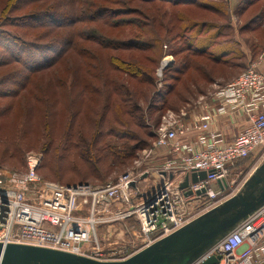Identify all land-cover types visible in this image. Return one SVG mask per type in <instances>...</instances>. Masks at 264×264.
Instances as JSON below:
<instances>
[{
	"label": "built area",
	"instance_id": "1",
	"mask_svg": "<svg viewBox=\"0 0 264 264\" xmlns=\"http://www.w3.org/2000/svg\"><path fill=\"white\" fill-rule=\"evenodd\" d=\"M168 61V56L162 59L158 76ZM157 84L160 87L162 83L159 80ZM211 98L216 103L213 109L205 98L197 100L204 109L202 114L181 108L161 115L154 148L144 150L145 156L166 150L154 168L130 169L100 185H64L41 178L36 172L41 159L38 153L27 154L24 171L1 169L0 242L107 260L95 227L132 217L139 232L131 251L117 258L122 259L227 198L226 189H220L217 181L226 180L229 168L250 155L264 158V51L237 77L218 86ZM239 114L245 122L231 140L226 141L223 132L212 128L218 116ZM199 170L206 172L204 179L179 187L182 176ZM201 189L204 191L198 193ZM211 257H218L216 264H264V204L191 264H202Z\"/></svg>",
	"mask_w": 264,
	"mask_h": 264
},
{
	"label": "trees",
	"instance_id": "2",
	"mask_svg": "<svg viewBox=\"0 0 264 264\" xmlns=\"http://www.w3.org/2000/svg\"><path fill=\"white\" fill-rule=\"evenodd\" d=\"M12 1L14 0H10L9 9L16 7V10H21L22 6L26 4V0H18L16 3H12ZM145 1L151 7H156L157 2L164 0ZM169 1L172 2V5L185 4V6H192L197 10L212 11L220 16L224 23L218 24L209 19H207L209 22L206 23L198 21L199 19L188 20L187 18L185 19L188 22H185L183 26H178L176 23L178 32H176L175 38L183 40V44H174L169 51L173 55L184 52L185 55L175 61L173 65H168L163 69L161 80L163 82L157 89L153 85V69H151L153 60L156 58L154 50L160 41V30L164 29L166 33H169L174 28H170L168 23H164L160 16L161 12L157 11L156 15L152 16L143 10L129 6L130 0H122L121 8H114L98 0H53L51 4L44 7L29 8L20 16H14L17 21L12 25L21 29L19 33L0 30V33L6 34L3 37L7 41L3 44V51L0 52V67L11 66V69L0 75V101H2L0 114H2L9 113L14 109L15 104L27 90L33 76L45 69L54 68L62 57L74 52L76 38L80 33L78 32L79 22L83 23V19L103 23H114L115 20L133 22L131 24L137 28V31L131 32L133 36L128 39L117 40L104 35L98 36V33L94 36L96 42L101 46H106V49L109 50L105 59L108 75L103 82V85L106 84L105 86L109 88L108 94L105 95L107 104H104V108L100 111L92 110V114L96 118L92 125L91 121L88 126L75 123L76 128L73 132H65V136L60 137L58 142L67 146L63 153L60 152L57 156L56 153L60 151V147L55 146L49 154L47 151L43 152V156L45 153L46 158L40 159L41 164H43L41 160L46 162L50 157L69 158L70 154L74 156L70 163L72 171L78 178H67L63 182L57 181L58 183L64 185L92 184L86 179L96 178L103 181L112 170L114 172L127 165L129 160L136 156V152L147 145L146 138L155 137L153 130L148 129L150 126L147 124L145 116L149 114V119L151 112L164 113L170 107L169 102L172 94L177 96L176 100L179 102L183 101L182 91L189 88L187 85L184 86L185 81L188 85L197 83L194 81V76L190 77L191 74H188L189 69L199 68L193 57H205L210 62L239 67L242 69L238 72L239 74L248 67L244 64L245 57L249 58L247 59L249 64L264 49L262 45L264 38H254L257 40L255 46L258 44L261 46L258 52L246 54L242 49V42L249 45L248 38L244 33L255 35L258 30L264 28V0H238L233 11L236 17L235 24L226 11V5L221 2L216 4L209 0ZM104 2L114 3L111 0H104ZM81 12L84 13L83 18L79 16ZM108 12L109 16L105 17ZM129 14L131 16H125ZM111 16L113 19H108ZM140 16L143 19H140ZM179 19L177 18V22ZM37 27H41L43 32L33 35L34 37L26 36L27 30L22 31V29ZM58 29H60L59 32H57ZM145 34L148 36H144ZM37 37L41 39H37ZM91 42L96 44L94 41ZM77 51L82 57L80 60L82 68L83 66H95L91 62L90 51L85 47L77 48ZM118 51L127 52L128 56L123 57L120 53H115ZM136 52L138 54L135 56ZM70 65L77 76L79 65L74 69L73 62ZM184 76L185 80H183ZM202 76L208 80L212 79L208 73ZM231 76L228 75L229 78ZM88 78H84L83 87L81 86L84 91H92L90 86L92 81ZM178 84H181V89L177 88ZM110 103L115 109V115L111 114V116L107 113V105ZM79 112L78 108L72 110L68 114V121L71 122L77 118L76 115ZM50 144L51 142H49ZM245 158L239 159L235 163ZM40 163L38 170L41 166ZM56 180L62 181V178L59 176Z\"/></svg>",
	"mask_w": 264,
	"mask_h": 264
},
{
	"label": "rangeland",
	"instance_id": "3",
	"mask_svg": "<svg viewBox=\"0 0 264 264\" xmlns=\"http://www.w3.org/2000/svg\"><path fill=\"white\" fill-rule=\"evenodd\" d=\"M52 1L53 0H26V4L22 6L23 8L21 10H16V7L9 9L10 0H0V30L7 32L17 31L19 33L21 29L12 25L14 23L16 24L17 21L14 16H20L29 8H36L39 6L44 7L47 4H51ZM98 1L109 6H113L114 8L120 7V3L122 2V0H111L114 3H105L104 0ZM130 1L131 3L129 6L143 10L145 13L152 16H155L157 11H159V13L161 12L160 16L162 17L164 23H168L170 28H174L173 30H170L169 33H166L164 29L160 30V41L154 50L156 58L153 60L154 62L151 65L154 78L153 85L155 89L158 87V81H161L163 77V74L161 76H158L157 74V70L160 67L162 59L165 56H169V61L163 67L164 69L168 65H173L175 61L185 55V52L173 55L169 51L172 48L171 46L174 44H183V40L175 38L177 35L176 32H178L176 23H178V26H183L185 25V22L187 23L188 20L193 19H199L198 21H204L206 23L209 22L207 19L214 20L218 24L224 23V20L212 11L197 10L192 6H185V4L172 5V2L169 0L157 2L156 7H151V5L146 3L145 0ZM209 1L216 4L221 2L226 5V11L230 16L231 21L235 24L236 17L233 14V11L238 0ZM16 2H18V0L12 1V3ZM83 14L84 13L81 12L79 16L83 18ZM108 16L109 12L105 14V17ZM125 16L131 15L129 14ZM139 18L143 19L141 16ZM177 18H180L179 22H177ZM108 19H113V17L111 16ZM99 20L101 21V19ZM82 22L83 23L79 22L80 27L78 32L80 33L76 38L77 43L75 46L77 48L85 47L88 51H90L92 54L91 62L95 64V66H83L82 68L80 66V60L82 58L81 54L77 51V48L74 47V52L71 54L68 53L62 57L54 68L45 69L32 77L27 90L24 91V94L19 99L18 103L15 104L14 109L9 113L4 112L0 114V170L2 169L10 173L24 171L26 169H24V165L28 153H38L41 155V158H46L45 153L43 156V152L47 151V154H49L54 146L60 147V151L56 153L57 156L60 152L63 153V150H65L67 146L62 144V142H58L62 138L61 136H65V132H73L76 128L75 123H79L82 126H88L91 121L92 125V122L96 120L94 117L95 115L92 114V110L95 109L100 111L104 108V104H107L105 95L108 94L107 90H109V88L108 86H105L106 84L103 85V82L108 75V68L105 59L107 54H109V50L106 49V46H101L98 42H96L94 36L98 33V36L104 35L117 40L128 39L133 36L131 32L137 31V28L133 27L131 24L133 22H128V24L127 22H118L116 20L114 23H103L83 19ZM26 30V36L29 37H34L33 35L43 32L41 27L34 29H22V31ZM59 31L60 29L57 30V32ZM3 35L4 33H0V52L4 49L3 44L7 42ZM244 35L249 41V45L242 42V49L244 53L246 52V54H248L249 52L252 54V52H258V49L261 48V46H259L260 44L255 46V41H257V38H264V28L258 30L255 35L247 32L244 33ZM144 36L148 35L145 34ZM225 38H227V36H225ZM37 39L41 38L37 37ZM91 41L96 42V44ZM239 41L241 40L239 39ZM262 45L264 46V40L262 41ZM115 53H120L123 57L128 56L127 52L118 51ZM137 54L138 53L136 52L135 56ZM69 58L72 59L70 60ZM247 59L249 58L245 57V65H248ZM193 60L196 65H199V68L195 70L189 69L188 74H191L190 77L194 76V81L197 83L188 85L185 81L184 86L187 85L189 88L182 91L184 100L179 102L176 100L177 96H173L172 94L169 102L170 107L166 109V111L170 110L179 112L181 108H188L190 104L196 105L197 100L200 97L205 98L206 96V99H210L218 86L233 80L237 77L236 75L238 72L242 70L239 67H229L221 63L207 61L205 57H193ZM71 62H73V69L79 65V73L77 76L72 70V65H70ZM68 68H70L71 71L68 70ZM9 69H11V66L0 67V75ZM205 73L210 74L212 79L208 80L202 76ZM228 75L232 76L229 78ZM185 76L183 77V80H185ZM84 78H88L92 81L90 85L92 91H84L83 88H81L84 83ZM162 82L163 81H161V83ZM177 88L181 89V84H178ZM1 103L2 101H0V104ZM140 105L145 107L143 104ZM107 107L108 115H115L113 105L110 103ZM77 108L80 110L79 114L76 115L78 117L69 122L68 114ZM162 114L161 112H151L149 119V114L145 116L147 120L146 122L150 126L148 129L153 130L154 134L155 128L159 124ZM91 130L92 127L90 128V132ZM146 139L147 145L137 151L136 156L129 160L127 165L121 167L119 170H115L114 172H112V170L103 181H99L96 178H87L86 180L90 181L92 184L106 183L113 181L121 173L130 169H151L152 167L159 165L161 160L164 158V150L157 149L153 154L151 153V155L145 156V149L149 151L151 148H154L153 142L156 139V134L152 139ZM49 142H51L50 145ZM72 157L74 156L70 154L69 158L50 157V159L46 162L41 160L43 164L40 163V169L38 170L37 168L36 172L41 178L56 182H63L67 178H78L72 171L70 163ZM262 159L263 158L259 154L250 155L229 168L225 180L227 185L223 188L226 189L224 193L226 197H229L237 191L243 181L249 176L254 167L262 161ZM138 163L139 166L137 168L136 166ZM59 176L62 178V181L56 180ZM213 188H216L215 184H213ZM110 224V226H112V232L109 236H107V229L103 225L99 226V230H96L95 233L100 250L103 253V258L117 259L121 255L128 254L131 251L130 245L132 244V241L135 240L136 235H138L139 226L138 222L132 217L119 219ZM106 226H108V224Z\"/></svg>",
	"mask_w": 264,
	"mask_h": 264
},
{
	"label": "water",
	"instance_id": "4",
	"mask_svg": "<svg viewBox=\"0 0 264 264\" xmlns=\"http://www.w3.org/2000/svg\"><path fill=\"white\" fill-rule=\"evenodd\" d=\"M205 176L203 170L191 171L179 187ZM217 184L220 189L227 185L224 179ZM263 204L264 158L232 195L126 258L101 260L44 246L0 242V264H191ZM217 260L211 257L202 264H216Z\"/></svg>",
	"mask_w": 264,
	"mask_h": 264
},
{
	"label": "crops",
	"instance_id": "5",
	"mask_svg": "<svg viewBox=\"0 0 264 264\" xmlns=\"http://www.w3.org/2000/svg\"><path fill=\"white\" fill-rule=\"evenodd\" d=\"M264 51V49L261 51V53ZM260 53V54H261ZM260 54L258 56H260ZM257 56V57H258ZM257 57L255 59H257ZM254 61V60H253ZM250 63V62H249ZM249 65V64H248ZM205 101L207 102L208 106L210 107V109H213L216 105V103L212 100V98H207L205 96ZM188 110L190 114H202V112H204V109L201 108V106H199L198 104L194 105V104H190L188 106ZM244 116H242L241 114L239 115H235V116H218V118L215 120V122H213L212 124V128H216L219 129L221 132H223V137L226 141L231 140L234 133L236 132V130L239 128V125L244 123ZM162 150H164V155L166 153V150L164 148H161ZM154 168V167H153ZM153 175L156 176V173H153ZM162 176V175H161ZM186 176V175H185ZM182 176L180 178L179 181V185L180 183L184 180V177ZM157 177V176H156ZM150 178H152V176H150ZM103 225L106 229H107V236L110 235L111 231V224H108V226H106L107 224H101ZM101 225H97L95 227V232L96 230H99V226ZM119 234V233H118ZM137 236V235H136ZM131 246V245H130Z\"/></svg>",
	"mask_w": 264,
	"mask_h": 264
},
{
	"label": "bare ground",
	"instance_id": "6",
	"mask_svg": "<svg viewBox=\"0 0 264 264\" xmlns=\"http://www.w3.org/2000/svg\"><path fill=\"white\" fill-rule=\"evenodd\" d=\"M169 57V56H168Z\"/></svg>",
	"mask_w": 264,
	"mask_h": 264
}]
</instances>
